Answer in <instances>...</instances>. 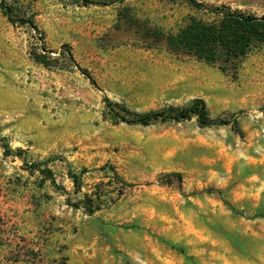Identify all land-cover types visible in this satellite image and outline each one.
<instances>
[{
	"label": "rangeland",
	"instance_id": "obj_1",
	"mask_svg": "<svg viewBox=\"0 0 264 264\" xmlns=\"http://www.w3.org/2000/svg\"><path fill=\"white\" fill-rule=\"evenodd\" d=\"M88 1L8 0L24 25L0 10V264H264V44L210 65L164 38L217 15ZM196 1L264 16V0ZM195 99L240 131L116 115Z\"/></svg>",
	"mask_w": 264,
	"mask_h": 264
},
{
	"label": "trees",
	"instance_id": "obj_2",
	"mask_svg": "<svg viewBox=\"0 0 264 264\" xmlns=\"http://www.w3.org/2000/svg\"><path fill=\"white\" fill-rule=\"evenodd\" d=\"M7 1L0 0V10L7 20L13 24H30V22L24 19H14L11 8L7 6ZM186 1L195 8L207 10L217 15L220 20L214 23H206L201 20L192 19L178 33L165 36L164 39L173 52L191 55L207 64L215 65L221 61L224 63L239 62L254 48L264 44V16L259 17L255 14L233 11L228 6L209 7L196 0ZM84 2L86 4L97 5V3L88 0H84ZM68 59L72 63H75L74 57L70 52H68ZM38 61L45 67L51 66V61L46 58L44 60L39 58ZM83 73L86 74L85 71ZM91 81L95 84L93 80ZM119 111L120 113L116 114L117 117L121 122L129 125L149 126L158 121L181 123L196 118L201 128H209L216 125H232L236 132L240 131L236 120L222 122L212 119L207 104L202 99H195L183 108H170L163 112H153L133 117L123 114L124 110ZM40 173L44 175L45 179L54 181L51 170H41ZM172 177H176L178 181L182 180L180 174H175L168 177V184L172 183V180H170ZM74 182L79 186L76 177H74ZM218 193L221 194L222 192ZM86 198L90 200L89 196ZM86 209H88V213L94 214L100 207L96 206L94 209ZM173 249L185 254L183 248L180 249L177 246H173Z\"/></svg>",
	"mask_w": 264,
	"mask_h": 264
}]
</instances>
